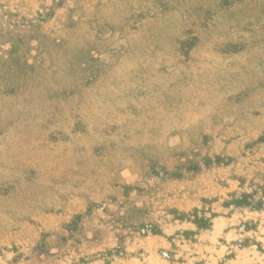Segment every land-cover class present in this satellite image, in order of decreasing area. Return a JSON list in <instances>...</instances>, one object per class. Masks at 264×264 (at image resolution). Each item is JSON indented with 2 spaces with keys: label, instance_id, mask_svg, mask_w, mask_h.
I'll use <instances>...</instances> for the list:
<instances>
[{
  "label": "rangeland",
  "instance_id": "obj_1",
  "mask_svg": "<svg viewBox=\"0 0 264 264\" xmlns=\"http://www.w3.org/2000/svg\"><path fill=\"white\" fill-rule=\"evenodd\" d=\"M0 264H264V0H0Z\"/></svg>",
  "mask_w": 264,
  "mask_h": 264
}]
</instances>
